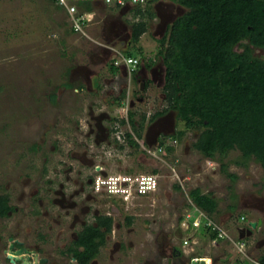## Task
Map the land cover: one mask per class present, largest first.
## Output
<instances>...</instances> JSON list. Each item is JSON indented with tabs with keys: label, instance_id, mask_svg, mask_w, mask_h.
<instances>
[{
	"label": "rangeland",
	"instance_id": "obj_1",
	"mask_svg": "<svg viewBox=\"0 0 264 264\" xmlns=\"http://www.w3.org/2000/svg\"><path fill=\"white\" fill-rule=\"evenodd\" d=\"M90 3L91 20L82 33L71 30V18L65 7L53 0H0V193L7 192L9 202L15 207L8 216H0V264H5L1 248L10 232H16L17 237L32 245L38 242L40 252L47 253L49 258H69L58 250L70 237L55 234L58 224L52 217L57 207L46 203L45 193L41 196L44 204L37 203L35 191L50 177V164L59 162L60 158L66 159L65 152L72 142L82 149L79 140L83 143L89 106L95 112L104 109L118 117L125 118L127 114L126 103L116 105L110 100L117 88L96 81L95 77L101 79L109 75L111 54L103 50V44L109 43L121 50L129 48L138 55L136 47L126 44L130 22L135 18L134 9L129 4L108 11L107 6L113 1ZM151 4L155 14L148 19L147 30L140 36L139 45L143 47L144 58L156 62L160 60L156 55L157 38L172 19L162 20L160 17L166 10L163 12ZM141 5L144 8V3ZM173 8L185 10L178 3H174ZM110 18L117 19L113 21L115 24ZM105 21L112 25L110 34L106 33L108 28L103 30ZM158 24L164 31L159 32ZM104 51L108 57H102ZM254 53L264 55V49H254ZM99 56L101 59L97 60ZM83 71H86V78L81 76ZM128 83L124 84L130 92L127 95L139 93V83ZM160 87L161 84L149 83L143 101H135V119L140 113L151 112L163 105ZM171 115L173 128H182L174 111ZM197 133V130H187L181 140L170 142L169 139L172 150L166 153L162 148L155 151V156L144 152L141 138L138 146L132 147L128 140L116 137L120 145L97 148L95 163L108 172H151L155 168L158 183L146 194H130L127 198L106 193L99 195L98 210L109 213L113 223L105 243L100 246L95 264H151L157 259L161 246L165 251L166 243L160 242L166 234L167 241L173 239L180 244L183 233L179 220L185 208L194 211V207L188 206L187 192L195 185L203 191H215L214 194L220 197L221 214L218 217L215 213L213 218L222 221L234 236L236 228L243 225L238 220L241 211L251 218L261 214L259 209L245 204L254 201L255 195L257 203L264 200V178L259 163L251 159L244 167L229 161V170L237 175L231 180L220 171L218 160L203 158L191 146ZM86 142L93 144L91 139ZM150 146L153 148L156 144L153 142ZM236 155L237 150H231L226 157L231 160ZM228 204H231L229 208ZM229 209L232 213L226 220L222 219ZM128 217H131L130 222ZM260 228L263 231L264 224ZM255 232L241 239L244 241L241 247L246 248L245 252L249 251V256L257 257L260 243L259 233ZM155 236H158L157 242ZM117 240L120 241L119 249L114 247ZM192 244L190 254L210 257L219 254L222 248L226 253L231 252V257L236 260L247 262L246 253L238 254L231 241L228 246L222 241L220 248L204 235ZM183 259L185 261L187 257ZM161 261L164 264L163 259Z\"/></svg>",
	"mask_w": 264,
	"mask_h": 264
},
{
	"label": "trees",
	"instance_id": "obj_2",
	"mask_svg": "<svg viewBox=\"0 0 264 264\" xmlns=\"http://www.w3.org/2000/svg\"><path fill=\"white\" fill-rule=\"evenodd\" d=\"M77 1L78 5L91 10L90 2L95 0ZM177 3L185 7V11L169 23L156 45V55L164 68L163 105L154 110L148 120L146 113H140L135 119L134 110L130 111L129 120L136 138L131 133H127L126 138L133 146H138L136 139H140L141 134L135 130L133 121L143 127L145 120L149 122L172 110L183 127L174 128L167 137L163 135L157 140L156 145L162 146L166 153L172 150L169 139L170 142L181 140L187 130H197L191 146L202 157L218 160L224 175L235 180L237 175L228 169L229 161L246 166L252 159L260 164L264 178V55L254 53V49H264V0H177ZM130 5L135 18L130 22L126 44L136 47L138 55L144 58L139 39L155 11L151 2L145 3L144 8L139 3ZM124 54L134 55L129 48ZM152 62L148 58L146 65ZM108 69L115 73L118 66L111 60ZM231 150H237V155L230 160L226 156ZM187 194L207 215L213 217L217 212L218 202L211 192L193 186ZM12 210L8 193L1 192L0 216ZM112 223V216L101 214L94 223L82 227L68 247L78 264H89L98 255ZM200 227L208 238L216 236L211 227ZM257 259L264 262V253ZM241 262L246 263V260Z\"/></svg>",
	"mask_w": 264,
	"mask_h": 264
},
{
	"label": "flooded vegetation",
	"instance_id": "obj_3",
	"mask_svg": "<svg viewBox=\"0 0 264 264\" xmlns=\"http://www.w3.org/2000/svg\"><path fill=\"white\" fill-rule=\"evenodd\" d=\"M173 6L174 3H159L157 5V7H159L163 12L166 10V12L160 17L162 20H165V22L169 21L170 19L173 20L177 15L183 13L182 10L179 8H173ZM110 19H112L110 22L113 24H115L114 22L117 21V19L114 18ZM110 22L107 23V21H105L103 26V30L108 28V31L106 32L107 34L113 32H110L109 30L112 29V25L109 26ZM159 25L160 24H158V26ZM160 26L159 32L162 30V28L160 30ZM104 56H107L106 53L102 57ZM160 61L161 60H157L155 62L154 60L152 64L146 65L147 59L142 58V60L138 62L136 69L130 75H127L124 69H118V71L115 73H111L108 70L109 75L101 79L98 76H94L96 81L100 80L106 82L107 85L113 84L114 88H117L115 91L116 93L110 100L113 103H116V105L124 103L127 104V114L125 118L118 117L116 114L111 115L104 109H99L97 112H95L96 110H94L92 106H89L87 117L85 118L86 127L83 131V143L81 142L82 140H79L82 149L79 147L77 148L75 141L72 142L70 147L67 148L65 152L66 159L60 158L58 159L59 162L50 164L52 166V172L49 173L50 177L45 179L43 183H40V188H37L35 191V199L37 203L40 205L44 204L42 201L44 199L41 196L45 193L44 196L46 203L57 207L56 214H54L52 217L58 224L55 234L57 237L61 235H68L70 237V240L66 244L62 245V247L58 250H60V253L68 255L69 258H49L47 253L40 252V245L38 242L32 245L28 242H25L20 237H17L16 232H10L6 234L5 246L1 248L2 252H4V254H2L5 264H12V262H10L6 257L10 244H12V250L24 247L28 250H31L32 253H37V257L46 259L47 264H69L70 259L73 257L69 254L68 247L77 237V234L82 229V227L89 223H94L95 218L101 214L110 215L107 212L104 213L98 210V197L102 193L95 190L93 187L94 177L99 173L104 174L108 172L106 169H103L100 164L95 163V157L98 154L97 148H102L111 144L116 147L120 145V143L116 141V137L127 140V133H131L136 138L133 131V124L129 120L128 115L130 111H133L135 107V101H143V93L145 90H147L149 83L152 82V84H161L162 87L164 68ZM85 74L86 71L81 72V76H83V78H86ZM125 82H132L133 84L139 83V93L135 95H132L131 93V96L130 94L127 95V93L130 92L129 90L125 89ZM141 82H144L143 89H140ZM153 112L154 110L151 112L145 111L147 120ZM171 112L172 110H167L164 113L157 115L149 122H146L147 120H145L143 127H139L136 120L133 121L136 127L135 130L139 131L141 134V140L145 144L147 140L153 141L154 139V144H156L160 136L168 135L167 132L171 130L172 126ZM122 119H124V121ZM114 132H117L115 133L116 135ZM87 139H91L93 144H88L86 142ZM136 140L139 139L137 138ZM129 145L133 147L131 143H129ZM41 173H43V171H41ZM253 198L255 199L254 201H250L249 203L245 202V204L251 206L252 208L259 209L261 214L254 218L248 217L247 214H245L247 225L245 221L243 222V225L247 227L248 222L254 220L256 222V226L255 228H252V233L247 236H251L254 234V231H256L255 234L259 233V245H264V230L262 231L260 228L264 224V200H261L257 203V196L255 195ZM12 206L13 209H15L13 204ZM11 212L5 216H8ZM107 234L108 232L106 233V237ZM245 236L246 234L244 237ZM114 247L115 249H119L120 241L117 240L114 243ZM161 247L158 249L157 259L151 264H161V259H163V263L166 264V258L168 255L165 254V256L163 254V248ZM181 264H187V261H184Z\"/></svg>",
	"mask_w": 264,
	"mask_h": 264
},
{
	"label": "built area",
	"instance_id": "obj_4",
	"mask_svg": "<svg viewBox=\"0 0 264 264\" xmlns=\"http://www.w3.org/2000/svg\"><path fill=\"white\" fill-rule=\"evenodd\" d=\"M105 2L113 1L119 6H125L128 4H145L147 2L151 3H177V0H102ZM56 2L63 7H65L67 13L71 18V28L74 31H79L84 33L85 27L88 25L91 20V11L80 8L77 4V0H56ZM111 50L113 63L117 66H123L127 75H130L137 67L139 61L142 60L141 56L126 55L122 52L121 49L114 47V45L103 44ZM176 141L175 139L172 142ZM162 146H154L153 148L150 145L144 144L143 150L149 155L155 156V151H161ZM161 158V156H160ZM158 183V174L156 172H117V173H99L93 179V187L95 190L100 191L101 193H106L107 195H118L123 198H127L130 194L140 195L146 194L154 190ZM188 206L194 207V211H191L190 207L185 208L184 213L182 214L179 225L184 229L190 228H199L201 225L211 227L216 231V236L210 238L213 243L217 239H224L225 241H231L236 246V251L238 254H245V249L241 246L244 244V241L240 237L239 228L245 227L244 225L238 226L236 228V235L230 234L226 228L218 222L215 218L206 214L204 210L196 206L189 196ZM197 212V215L194 214ZM240 219L246 222L245 215H241ZM239 242H238V240ZM196 240H193L191 237H184L182 239V245L188 246L187 249V264H223L232 254L231 252L224 253L218 259H214L213 256H207L204 254H190L193 251V244ZM183 252V251H182ZM180 254H183V253ZM247 262H236V264H264L263 261L245 255ZM171 264V262H170ZM234 264V263H232Z\"/></svg>",
	"mask_w": 264,
	"mask_h": 264
},
{
	"label": "crops",
	"instance_id": "obj_5",
	"mask_svg": "<svg viewBox=\"0 0 264 264\" xmlns=\"http://www.w3.org/2000/svg\"><path fill=\"white\" fill-rule=\"evenodd\" d=\"M96 1H102V0H96ZM91 2H93V1H91ZM92 4V3H91ZM108 8H107V10L108 11H112V10H114V9H116V8H122V7H120L119 5L117 6V4L115 3V2H113V4L111 3V4H109V6H107ZM113 9H112V8ZM115 37H117L116 35H115ZM109 45H112V44H109ZM103 46V50H106L107 52H108V54H111V50L108 48V47H106V46H104V45H102ZM125 49H127V48H124V50ZM124 50H122V52H124ZM105 52V51H104ZM106 53V52H105ZM107 55V54H106ZM109 55H107V57H108ZM106 57V58H107ZM105 58V57H104ZM97 60L99 59H101L100 58V56L99 57H97L96 58ZM109 59L110 60H112V55H110V57H109ZM118 69L119 70H121V69H124V67L123 66H119L118 67ZM204 158V157H203ZM205 159H207V158H205ZM250 161V160H249ZM256 162V161H255ZM230 163H233V162H230ZM233 164H235V165H238V164H236V163H233ZM229 165V164H228ZM260 165V164H259ZM244 167H246V166H244ZM229 169V168H228ZM195 186H198V185H195ZM201 189V188H200ZM202 190V189H201ZM203 191V190H202ZM207 191H209V192H211L215 197H216V199H217V202H218V204H217V212H215L216 214H217V216L218 217H220V214H221V212H220V202H221V200H220V197L216 194H214V193H216L215 191H212V190H207ZM203 192H206V191H203ZM231 195V194H230ZM232 204V203H231ZM231 204H228V208H229V206L231 205ZM235 205V204H234ZM244 212L245 211H241L240 212V214H239V219L238 220H240L239 222H244V221H241V219H240V216L241 215H244ZM214 213V214H215ZM229 213H232V211L229 209V211H228V214H226L225 216H223V217H221L222 219H227L228 218V216H229ZM246 214V213H245ZM214 217V216H213ZM246 218V217H245ZM229 221V220H228ZM220 223L224 226V227H226L224 224H223V222L222 221H220ZM204 228H202V227H200L199 226V228H190V229H184L182 226H180V232H181V234L183 233V238L184 237H191L193 240H200V238L201 239H203V237H204V235H203V230ZM230 232V231H229ZM236 232V231H235ZM230 234H232L231 232H230ZM234 235V234H233ZM167 234H166V238H164V239H162V245H164L165 243H166V245H165V251L163 250V254L165 255H168V257L166 258V261H167V259L168 258H170V262H171V264H181L182 262H184L183 260V258L184 257H188L187 255V249H188V246H185V245H182V240H181V242H180V244H176V242H174L173 241V239L170 241H167ZM182 238V239H183ZM209 240H211L210 238H208ZM154 241H158V236L156 237L155 236V238H154ZM222 241H225L224 239H222L220 242H217V241H215V245L216 246H220L221 245V242ZM211 243H213L212 242V240H211ZM226 243H227V246L228 245H230L229 244V242H227L226 241ZM251 245V242L248 244V246H247V248L249 249V246ZM221 247H223V246H220V248ZM219 248V247H218ZM259 248H260V253L259 254H261V253H264V245H260L259 246ZM246 249V248H245ZM247 249V250H248ZM246 250V251H247ZM183 251V252H182ZM165 252V253H164ZM183 253V254H180V253ZM249 252V251H248ZM248 252H246V254H248ZM224 253H226V250H222V248H221V251L219 252V254H217V255H212L213 256V258L214 259H218L220 256H222V255H224ZM165 255V256H166ZM250 254H248V256H249ZM251 257H254V256H251ZM255 258H257V257H255ZM95 259H96V257L95 258H93L90 262H89V264H95ZM71 260L72 261H74L76 264H78L76 261H75V259L73 260L72 258H71ZM185 261H187V260H185ZM238 260H236V258H233V257H229L226 261H224L223 262V264H232V263H234V264H236V262H237ZM240 262V261H239ZM166 264H167V262H166ZM242 264H244V263H242Z\"/></svg>",
	"mask_w": 264,
	"mask_h": 264
},
{
	"label": "water",
	"instance_id": "obj_6",
	"mask_svg": "<svg viewBox=\"0 0 264 264\" xmlns=\"http://www.w3.org/2000/svg\"><path fill=\"white\" fill-rule=\"evenodd\" d=\"M159 3H155L154 6L156 7ZM164 31V29H163ZM144 82L140 83V89H143ZM174 131L173 126H171V130L167 132V134H170ZM155 140V139H154ZM153 141H146V144L152 145ZM256 222L254 220H251L248 222L247 227H241L239 228L240 237H243L245 234L249 235L252 233V228H255ZM246 231V232H245ZM33 254V255H32ZM6 257L9 259L12 264H47L46 259H41L37 257V253L31 252V250H28L24 247H20L18 249L12 250V244H10L8 248V253L6 254ZM32 258V259H31ZM74 260V258H72ZM64 264V263H59ZM69 264H76L74 261L70 260ZM167 264H170V258L167 259Z\"/></svg>",
	"mask_w": 264,
	"mask_h": 264
},
{
	"label": "clouds",
	"instance_id": "obj_7",
	"mask_svg": "<svg viewBox=\"0 0 264 264\" xmlns=\"http://www.w3.org/2000/svg\"><path fill=\"white\" fill-rule=\"evenodd\" d=\"M96 1V0H95ZM119 67V66H118Z\"/></svg>",
	"mask_w": 264,
	"mask_h": 264
}]
</instances>
